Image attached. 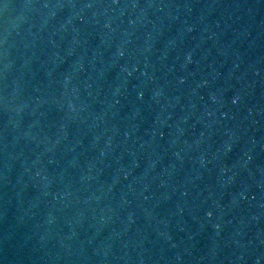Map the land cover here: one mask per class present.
Masks as SVG:
<instances>
[{
  "label": "water",
  "instance_id": "1",
  "mask_svg": "<svg viewBox=\"0 0 264 264\" xmlns=\"http://www.w3.org/2000/svg\"><path fill=\"white\" fill-rule=\"evenodd\" d=\"M0 264H264V0H0Z\"/></svg>",
  "mask_w": 264,
  "mask_h": 264
}]
</instances>
